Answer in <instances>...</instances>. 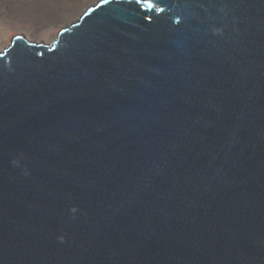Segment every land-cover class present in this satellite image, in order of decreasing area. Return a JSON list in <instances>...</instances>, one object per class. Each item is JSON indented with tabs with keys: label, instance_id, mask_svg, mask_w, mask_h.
I'll return each instance as SVG.
<instances>
[{
	"label": "water",
	"instance_id": "obj_1",
	"mask_svg": "<svg viewBox=\"0 0 264 264\" xmlns=\"http://www.w3.org/2000/svg\"><path fill=\"white\" fill-rule=\"evenodd\" d=\"M0 264H264V0H99L15 36Z\"/></svg>",
	"mask_w": 264,
	"mask_h": 264
},
{
	"label": "rangeland",
	"instance_id": "obj_2",
	"mask_svg": "<svg viewBox=\"0 0 264 264\" xmlns=\"http://www.w3.org/2000/svg\"><path fill=\"white\" fill-rule=\"evenodd\" d=\"M99 0H0V53L13 38L52 44L61 29Z\"/></svg>",
	"mask_w": 264,
	"mask_h": 264
}]
</instances>
